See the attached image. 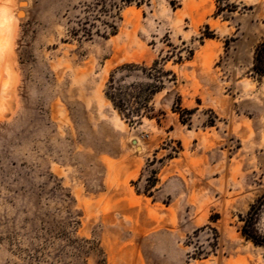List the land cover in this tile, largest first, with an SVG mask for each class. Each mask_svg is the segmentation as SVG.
<instances>
[{
    "label": "rangeland",
    "instance_id": "1",
    "mask_svg": "<svg viewBox=\"0 0 264 264\" xmlns=\"http://www.w3.org/2000/svg\"><path fill=\"white\" fill-rule=\"evenodd\" d=\"M96 2L0 0V264H264V0Z\"/></svg>",
    "mask_w": 264,
    "mask_h": 264
},
{
    "label": "trees",
    "instance_id": "2",
    "mask_svg": "<svg viewBox=\"0 0 264 264\" xmlns=\"http://www.w3.org/2000/svg\"><path fill=\"white\" fill-rule=\"evenodd\" d=\"M136 1L138 0H97L95 3V9L98 11V14L95 15L94 18L97 19V17H100L99 13L110 15L112 11L119 8L120 4L130 5ZM253 70L259 76L264 77V42L257 46L255 50ZM109 85L107 98L113 104L115 110L128 119H132L134 116L140 117L141 110L133 108L132 104V100H136L137 97H134L132 94L128 93L130 90H133V86L123 89L115 81L114 75L111 76ZM152 95V92H149L143 101L146 109L148 101ZM144 105L142 107H144ZM263 208L264 196L251 206L248 214L245 217H240L241 221L243 222V226L240 230L241 235L247 241L252 242L256 247H264V236L259 232L257 227L259 216Z\"/></svg>",
    "mask_w": 264,
    "mask_h": 264
},
{
    "label": "bare ground",
    "instance_id": "3",
    "mask_svg": "<svg viewBox=\"0 0 264 264\" xmlns=\"http://www.w3.org/2000/svg\"><path fill=\"white\" fill-rule=\"evenodd\" d=\"M27 7V5H26V3H24V2H21L20 4H19V8H20V10L19 11H17V18L18 19H22V18H24V14H23V12H22V10L23 9H25ZM2 14V13H1ZM6 15V14H5ZM13 22V21H12ZM8 26V25H7ZM11 26V25H10ZM7 29V28H6ZM2 30V29H1ZM12 30V29H11ZM9 31H10V29H9ZM6 36V35H5ZM8 37V36H7ZM10 38V37H9ZM135 142V149H136V151L138 150L139 152H142L143 151V147L141 146V144H140V142L139 141H134Z\"/></svg>",
    "mask_w": 264,
    "mask_h": 264
},
{
    "label": "water",
    "instance_id": "4",
    "mask_svg": "<svg viewBox=\"0 0 264 264\" xmlns=\"http://www.w3.org/2000/svg\"><path fill=\"white\" fill-rule=\"evenodd\" d=\"M134 143V142H133ZM135 144V143H134Z\"/></svg>",
    "mask_w": 264,
    "mask_h": 264
}]
</instances>
